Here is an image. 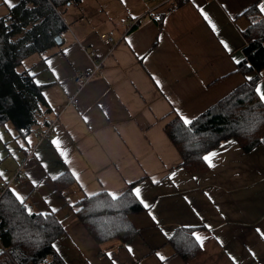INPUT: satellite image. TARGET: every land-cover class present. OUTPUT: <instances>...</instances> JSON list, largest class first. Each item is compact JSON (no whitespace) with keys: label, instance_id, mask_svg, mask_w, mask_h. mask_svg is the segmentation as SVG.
Segmentation results:
<instances>
[{"label":"crops","instance_id":"1","mask_svg":"<svg viewBox=\"0 0 264 264\" xmlns=\"http://www.w3.org/2000/svg\"><path fill=\"white\" fill-rule=\"evenodd\" d=\"M127 3L116 23L95 25L85 24L80 12L69 22L64 18L72 5L62 8L73 30L42 57L24 60L45 86L46 118L55 122L43 138L40 126L25 138H16L7 123L0 126V184L8 182L32 211L55 214L64 228L55 249L67 264H264V139L249 151L225 140L209 151L215 155L211 164L204 160L205 170L188 171L164 131L174 117L193 119L244 81L236 64L251 23L245 11L253 7L264 18L258 7L264 0ZM3 7L8 12L0 0ZM104 33L117 40L112 50L102 42ZM91 49L102 67L80 88L73 76L91 67ZM260 75L264 91V69ZM64 172L74 182L59 190L55 180ZM135 180L148 204L129 215L138 232L125 243L96 242L71 204L103 190L119 192ZM178 227H193L201 238L194 236L200 251L188 261L168 242Z\"/></svg>","mask_w":264,"mask_h":264},{"label":"trees","instance_id":"2","mask_svg":"<svg viewBox=\"0 0 264 264\" xmlns=\"http://www.w3.org/2000/svg\"><path fill=\"white\" fill-rule=\"evenodd\" d=\"M81 0H19L0 17V126L11 123L16 138H25L36 126L47 125L50 107L42 93L44 85L36 83L25 59L42 57L53 46L54 37L67 27L60 9ZM243 34L244 57L236 71L245 76L216 102L184 125L179 116L164 131L182 157L188 171L207 168L204 155L228 139L236 140L244 151L261 143L264 137V103L256 86L264 69V18L253 7ZM251 77V79H248ZM74 182L68 172L55 180L57 189ZM139 180L116 192L100 191L84 195L71 204L76 218L98 242L129 241L138 232L129 215L143 210L131 189ZM7 187L0 194V264H67L52 244L64 234V228L53 212L29 214ZM193 227H178L168 239L173 252L188 261L200 251Z\"/></svg>","mask_w":264,"mask_h":264},{"label":"rangeland","instance_id":"3","mask_svg":"<svg viewBox=\"0 0 264 264\" xmlns=\"http://www.w3.org/2000/svg\"><path fill=\"white\" fill-rule=\"evenodd\" d=\"M124 7H126L127 9L129 8L127 0H81L79 3L72 5L67 9V13L65 14L64 19L70 22L69 17L74 13L80 12L84 17L85 24L95 25L97 22L99 23L112 18H115L114 21L116 23V14ZM60 12L63 15L62 9H60ZM6 13L7 12L5 7H3V11L2 9H0V16L5 15ZM121 18H124V16H122ZM69 27L70 28L67 29L66 35L70 34V29L73 30V24H69ZM7 124L11 126L14 132L15 129L11 125V123ZM11 135H14L12 131ZM1 193H3V191L0 190V194Z\"/></svg>","mask_w":264,"mask_h":264},{"label":"built area","instance_id":"4","mask_svg":"<svg viewBox=\"0 0 264 264\" xmlns=\"http://www.w3.org/2000/svg\"><path fill=\"white\" fill-rule=\"evenodd\" d=\"M136 22H137V18L129 20L128 24H130V26H133ZM100 36L102 38V42L104 43V45L107 46L109 50H112V48L116 45L117 40L111 34L104 33L101 34ZM87 56L91 62V67L87 69L79 70L73 76V80L75 84L80 88L94 77L96 72H98L101 69L103 63L102 59L98 58L95 50L92 49L88 50ZM70 101L72 103L73 102L75 103L77 100L74 97H72ZM54 122H55L54 120L48 119L47 125L44 127L42 131L41 138L50 135L51 127L54 124ZM20 172L21 169L20 168L17 169L16 173H20ZM7 187H9L8 182H4L3 184H0L1 191H4Z\"/></svg>","mask_w":264,"mask_h":264},{"label":"snow or ice","instance_id":"5","mask_svg":"<svg viewBox=\"0 0 264 264\" xmlns=\"http://www.w3.org/2000/svg\"><path fill=\"white\" fill-rule=\"evenodd\" d=\"M5 4H7L9 7L13 6L12 5V2L11 0H4ZM259 9L261 12H264V4H260L258 5ZM205 19H207V16H205ZM131 43V41H129ZM223 43V41L221 42ZM248 79H251V77H249ZM36 83H40L38 80L36 81ZM258 95H259V98H260V101L261 102H264V91H261L260 87L257 86V89H256ZM102 107V105H101ZM178 113H179V109L177 110ZM180 120L183 122L184 125H189L190 124V118L187 117V116H184L183 114H180L179 116ZM85 120H87V117H85ZM264 139V138H262ZM53 144L57 145L58 148H60V151H61V155H64V152L60 146V143L57 139H54L53 140ZM38 155V154H37ZM215 153L213 152H209L207 153L203 159L206 161V162H209V164H211V161H210V157L211 156H214ZM174 175V174H173ZM73 176H76V173L73 172ZM53 179H55V177H53ZM154 183L158 182V181H153ZM37 182L35 180L32 181V184L35 185ZM131 183V182H130ZM10 191L12 192L13 196L15 197V199L21 204V205H24L25 207V210L29 213V214H32V210H31V207L29 205H26L25 204V201H24V198L22 196L21 193L17 192L15 189H10ZM131 192L132 194L135 196V198L145 207L147 208L148 207V204L145 202V200L142 198L141 196V189L139 187H133L131 189ZM110 195H112L113 197H115V193H110ZM52 211H56L55 208L52 209ZM40 215H45V213L41 212ZM151 215V213H150ZM153 219H155V217L153 216ZM258 232H260V229H257ZM264 234V233H262ZM193 236L196 237L197 240H200L201 238L196 234V233H193ZM52 247L53 248H56V244L53 243L52 244ZM129 252L132 251L131 247L128 248ZM109 256H111V253L108 254ZM158 256H160L159 253H157ZM163 259V257H161ZM113 264H115V262H113Z\"/></svg>","mask_w":264,"mask_h":264},{"label":"water","instance_id":"6","mask_svg":"<svg viewBox=\"0 0 264 264\" xmlns=\"http://www.w3.org/2000/svg\"><path fill=\"white\" fill-rule=\"evenodd\" d=\"M54 41H55L56 44H60L61 41H62L61 36H60V35H56V36L54 37Z\"/></svg>","mask_w":264,"mask_h":264},{"label":"bare ground","instance_id":"7","mask_svg":"<svg viewBox=\"0 0 264 264\" xmlns=\"http://www.w3.org/2000/svg\"><path fill=\"white\" fill-rule=\"evenodd\" d=\"M13 179H15V176L13 177Z\"/></svg>","mask_w":264,"mask_h":264}]
</instances>
